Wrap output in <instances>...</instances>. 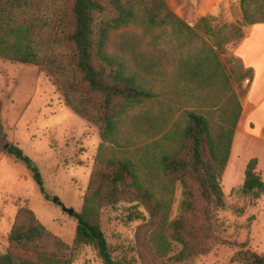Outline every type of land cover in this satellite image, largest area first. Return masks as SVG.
Segmentation results:
<instances>
[{
  "label": "rangeland",
  "instance_id": "1",
  "mask_svg": "<svg viewBox=\"0 0 264 264\" xmlns=\"http://www.w3.org/2000/svg\"><path fill=\"white\" fill-rule=\"evenodd\" d=\"M213 13L208 15L212 31L198 29V37L169 26L130 24L113 30L108 42V51L126 60L156 96L130 112L103 151L109 158H132L137 163L145 184L169 207L171 220L179 216L183 194L163 164L174 146L168 131H183L189 111L226 123L230 117L224 109L231 113L236 106L230 102L232 94L241 101L248 91L250 73L234 50L251 24L245 21L239 0L225 1ZM187 61L205 69L204 87L178 76ZM239 137L242 152L235 149L223 173L225 207L215 211L212 250L199 255L194 264H242L233 257L245 249L264 254V194L253 199L241 193L247 167L239 168L237 178L232 175L238 172L241 157L256 150V143L241 132ZM6 142L31 158L42 186L30 165L3 148ZM102 142L98 126L71 109L44 65L0 58V253L8 248L9 232L22 207L33 210L48 229L73 245L75 214L82 211ZM236 154L244 155L240 159ZM65 208L73 209V214ZM144 215L148 216L139 203L120 202L102 210L101 227L116 264H142L136 232ZM73 264L103 262L92 246H85Z\"/></svg>",
  "mask_w": 264,
  "mask_h": 264
},
{
  "label": "trees",
  "instance_id": "2",
  "mask_svg": "<svg viewBox=\"0 0 264 264\" xmlns=\"http://www.w3.org/2000/svg\"><path fill=\"white\" fill-rule=\"evenodd\" d=\"M239 3L246 22H264V0ZM130 24L169 26L178 33L189 32L190 38L198 37L201 28L212 31L208 15L193 27L166 0H0V58L44 65L66 103L98 126L103 141L82 211L75 214L78 226L73 245L48 229L33 210L22 207L9 232L8 248L0 253V264H73L85 246H92L103 264H116L101 214L120 202L139 203L148 214L136 232L142 264H194L199 255L212 250L215 211L225 207L222 179L242 113L241 101L232 94L230 102L234 100L236 106L231 113L224 109L230 117L226 123L189 111L183 131H168L174 146L163 164L170 178L181 184L183 194L179 216L171 220L169 207L145 184L137 163L132 158H109L103 151L130 112L156 96L126 60L108 51L111 32ZM187 62L178 76L195 79L204 87L205 69ZM8 150L32 167L42 186L31 158L19 146ZM257 168L258 159L252 158L241 188L243 195L253 199L264 194ZM233 260L264 264V254L245 249L236 252Z\"/></svg>",
  "mask_w": 264,
  "mask_h": 264
},
{
  "label": "crops",
  "instance_id": "3",
  "mask_svg": "<svg viewBox=\"0 0 264 264\" xmlns=\"http://www.w3.org/2000/svg\"><path fill=\"white\" fill-rule=\"evenodd\" d=\"M169 7L190 25L196 24L201 17L212 15L216 8L230 0H166ZM235 56L241 60L244 68L252 72V77L246 78L249 82L248 91L241 99L242 113L238 121L230 158L226 170L233 159L234 151L239 147V133L251 137L256 143V150L244 154H236L243 161L236 164L238 172H233L235 178L239 175V168L243 171L252 158L258 159V171L264 182V22L254 23L246 35L241 39L234 50ZM242 137V141H243ZM245 143L241 144L244 148ZM247 144V143H246ZM246 147V146H245ZM240 158V159H241ZM243 175V174H242Z\"/></svg>",
  "mask_w": 264,
  "mask_h": 264
},
{
  "label": "water",
  "instance_id": "4",
  "mask_svg": "<svg viewBox=\"0 0 264 264\" xmlns=\"http://www.w3.org/2000/svg\"><path fill=\"white\" fill-rule=\"evenodd\" d=\"M10 146H11L10 142H6L5 144L3 143V148H4L5 150H7ZM54 201H55V202H58V201H59V198H55ZM65 209L68 210V212H69L70 214H73V212H74L73 209H67V208H65Z\"/></svg>",
  "mask_w": 264,
  "mask_h": 264
}]
</instances>
